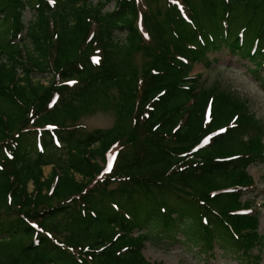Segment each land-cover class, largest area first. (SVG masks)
I'll return each mask as SVG.
<instances>
[{"label":"trees","instance_id":"1","mask_svg":"<svg viewBox=\"0 0 264 264\" xmlns=\"http://www.w3.org/2000/svg\"><path fill=\"white\" fill-rule=\"evenodd\" d=\"M222 48L264 82V0H0V264H164L156 237L257 264L264 123L192 73Z\"/></svg>","mask_w":264,"mask_h":264},{"label":"rangeland","instance_id":"2","mask_svg":"<svg viewBox=\"0 0 264 264\" xmlns=\"http://www.w3.org/2000/svg\"><path fill=\"white\" fill-rule=\"evenodd\" d=\"M165 0H150L152 7L164 6ZM200 4V0H190ZM31 17V12L26 9L24 18L28 20ZM123 35V34H121ZM120 35H116V38ZM216 61V67L208 70L204 69L201 64H196L192 71L193 74L200 73L208 82L218 79L222 86H225L237 96L246 101L249 106V111L253 112L255 117L264 123V82L258 76L259 74L252 72L249 68L253 66L247 59H240L237 56L229 53L226 48L216 50L210 53ZM141 56L138 55L136 62L140 63ZM140 66V65H138ZM213 66V65H212ZM264 75V72H261ZM39 78L37 75L34 79ZM43 80H46L43 79ZM113 111L97 110L92 114H86L80 117L77 122L86 125L87 129L107 128L114 122ZM264 142V136H263ZM115 153V152H113ZM51 170V165L43 167L44 175H48ZM248 172L252 175L254 181L261 189V196L257 198V206L260 211L259 232L264 235V160L256 161L248 166ZM31 190V183L28 184ZM259 192V191H258ZM243 199V198H242ZM154 234L157 231H152ZM155 236V235H154ZM178 238H182V233L177 231ZM143 255L150 262H162L164 264H253L244 259L239 261L230 252H222L220 248H214L213 254L204 257L198 245H188L186 243H173L166 238L153 239L146 243L142 249ZM253 254H257L258 250L254 249ZM260 259L257 264H264V245L260 251Z\"/></svg>","mask_w":264,"mask_h":264}]
</instances>
